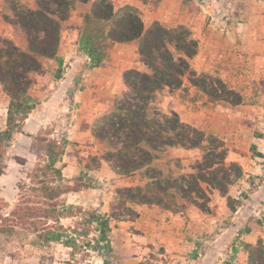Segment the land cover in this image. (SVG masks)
Returning <instances> with one entry per match:
<instances>
[{"label":"rangeland","instance_id":"obj_1","mask_svg":"<svg viewBox=\"0 0 264 264\" xmlns=\"http://www.w3.org/2000/svg\"><path fill=\"white\" fill-rule=\"evenodd\" d=\"M24 7L14 0H0V12L10 23L13 9ZM137 10L145 28L157 22L151 14L154 9ZM78 13H72L73 20ZM170 13L176 15L173 21ZM166 17L168 21L159 22L163 27L183 26L198 42L191 69L221 80L241 101L231 105L213 100L184 77L179 89L159 91L149 108L165 115L175 112L207 139L221 142L225 164L231 169L226 194L204 185V198L198 200L201 209L180 198L164 199L159 206L131 201L125 190L143 187L147 183L143 173L116 175L103 160L104 148L92 136L97 120L129 88L118 96L67 92L63 108L30 136V146L16 142L17 133L6 148V169L0 176V264H248L241 235L252 229L263 230L264 235V0H182ZM33 76L29 75L30 107L41 117L43 96L34 87L38 82ZM4 109L2 96L0 129L5 126ZM42 140L64 142L63 155L55 163L61 177L46 184L56 189L57 197L49 204L43 203L47 193L40 184L46 180L39 172L45 162L33 154ZM202 154L168 149L157 167L173 177L190 174ZM18 206L43 208L55 217H37L42 216L39 211L22 224L1 220ZM104 221L108 228L102 227Z\"/></svg>","mask_w":264,"mask_h":264},{"label":"trees","instance_id":"obj_2","mask_svg":"<svg viewBox=\"0 0 264 264\" xmlns=\"http://www.w3.org/2000/svg\"><path fill=\"white\" fill-rule=\"evenodd\" d=\"M35 7L13 9V26L24 33L27 46L21 49L11 40L0 37V86L8 97L5 129L0 131V175L6 168L5 151L15 134H22L31 111L29 75L42 72V59H53L63 34L87 53L91 67L104 66L107 50L114 43L137 41L138 55L147 72L135 69L124 73L128 94L114 101L111 110L101 116L92 129L93 138L104 148L103 160L119 177L141 171L147 183L127 188L128 199L141 205H161L164 199L180 198L201 209L204 185L209 191L226 194L230 185V168L225 164V151L216 138L180 121L175 112L169 115L150 110L149 105L164 88L177 90L184 77L196 89L216 101L237 105L241 99L219 79L197 75L190 67L198 51V42L183 26L167 29L159 22L145 28L139 11L132 6L118 7L111 0H34ZM79 13L72 19V13ZM69 26V27H68ZM68 27L69 31H66ZM234 97V99H232ZM207 145H204V143ZM63 140H42L34 148L36 158L44 160L42 177L44 202L57 197L55 188L46 185L61 177L55 163L63 155ZM200 150L202 156L190 174L173 177L157 166L168 149ZM36 178V174L34 175ZM66 189H69L67 187ZM63 193V192H62ZM55 217L47 210L17 207L3 222L24 223L27 216ZM108 228L107 221L102 222ZM248 264H264V243L243 244Z\"/></svg>","mask_w":264,"mask_h":264},{"label":"crops","instance_id":"obj_3","mask_svg":"<svg viewBox=\"0 0 264 264\" xmlns=\"http://www.w3.org/2000/svg\"><path fill=\"white\" fill-rule=\"evenodd\" d=\"M14 1L20 2L28 8L33 9L35 7L34 0ZM111 1H113L118 7L132 6L141 10L150 7L151 10L154 9L151 13L154 15L153 21L160 23L168 21L166 20V16L173 5L174 9H176L177 6L182 3V0H147L145 4L141 3L139 0ZM164 9H167L168 11L165 12ZM175 17L176 15L174 16L171 14L169 19L173 21ZM17 35V39L20 41L19 43L16 41ZM0 36L11 40L21 49H25L27 46L24 34L16 30L1 12ZM108 52L110 61H107L104 66L91 67L90 58L87 53L80 48L78 43L69 39L66 34H63L55 58L42 59V73H33V77L36 78V81L38 82L34 87L37 91L41 92L43 96L42 110L44 113L42 112V116L40 117V114L31 111L22 128L24 134L18 135L15 138V141H20L23 145L30 146L32 143L31 141L33 140V137L30 136L39 133L41 127L54 118L52 115L54 113L56 114V110L59 112L63 108V101L67 92L82 95H86L87 92H103L109 93L110 96H118L126 87L123 79V75L126 71L135 69L147 72V69L141 63L138 55L137 41L130 43H114ZM54 73H58V75L54 76ZM73 87L78 88V90L72 93L70 89ZM2 96L5 101L4 116H6L9 99L0 86V98ZM101 105L98 104L97 106ZM46 108H50V112L47 111ZM37 115H39V118ZM4 129L5 126L1 128L0 131H3ZM262 231L259 229H252L251 231H248V233H243L244 235H241L240 239L247 244H253L260 238L264 239ZM225 233L226 232H223L219 236H224ZM258 235L262 236L259 237ZM176 236H178L177 233ZM181 239L178 238L177 240L181 242Z\"/></svg>","mask_w":264,"mask_h":264}]
</instances>
